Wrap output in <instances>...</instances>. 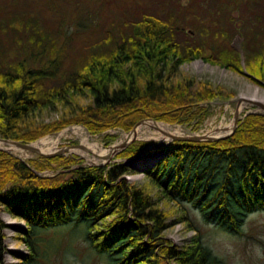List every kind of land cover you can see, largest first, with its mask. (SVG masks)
Instances as JSON below:
<instances>
[{
	"label": "trees",
	"instance_id": "1",
	"mask_svg": "<svg viewBox=\"0 0 264 264\" xmlns=\"http://www.w3.org/2000/svg\"><path fill=\"white\" fill-rule=\"evenodd\" d=\"M206 1L139 12L117 33L85 49L67 77L50 86L61 47L37 30L36 19L5 17L0 137L29 143L68 124H81L92 135L114 128L128 132L147 118L199 130L209 115L208 104H199L230 97L226 88L179 71L184 62L202 57L204 47L210 44L215 51L202 57L205 61L243 74L239 51L230 45L242 38L249 76L264 82V0H220L215 7ZM258 2L261 25L250 17ZM186 27L191 29L185 42L180 38ZM62 108L61 115L43 118ZM146 145L133 141L118 152L121 162L104 165H85L75 156L22 160L0 149V213L24 222L18 238L28 253L19 264H42L54 241L48 233L64 227L77 229L107 264H223L198 233L187 245H172L164 237L170 226L166 208H175L177 221L195 230L185 207L190 205L206 222L232 234L241 231L249 214L264 211V114H246L226 138L172 141L152 157L134 161ZM44 170L52 174L43 175ZM130 173L143 174V182L128 181ZM3 227L0 216V264H5ZM59 245L55 242L53 251Z\"/></svg>",
	"mask_w": 264,
	"mask_h": 264
},
{
	"label": "rangeland",
	"instance_id": "2",
	"mask_svg": "<svg viewBox=\"0 0 264 264\" xmlns=\"http://www.w3.org/2000/svg\"><path fill=\"white\" fill-rule=\"evenodd\" d=\"M162 1V2H161ZM205 0H196V4ZM220 0H207L209 5H216ZM177 3L183 6L191 3V0H0V26L5 20L4 18L12 14H20L29 17L32 21L36 19V27L38 31L50 36L56 43L57 47H61V63L56 69H52V76L47 79V84H58L67 77L71 68H75L76 60L81 59L85 49H89L94 44L99 43L111 33H117L129 21L137 18L139 12L150 13L151 10H158L161 13L177 8ZM257 3L255 12L250 17L259 25L262 24L260 19L263 18V9ZM180 7V6H179ZM215 7V6H213ZM205 9V8H203ZM213 10V9H212ZM171 11V12H172ZM259 17L257 18V15ZM232 17V16H231ZM31 22V26L33 25ZM264 32V25L260 26ZM190 27H186L180 39L188 41ZM195 36V34H192ZM198 36H195L196 39ZM199 38V37H198ZM200 39V38H199ZM230 45L239 51L240 61L243 74L223 67L221 63H210L202 57L214 56L215 51L212 45L204 47L202 57L191 59L184 62L179 71L196 78V80H208L214 87L222 86L229 91L228 98L215 97L208 102L200 103L199 105L208 104L209 115L205 118L203 124L197 131H190L184 127L185 125L165 123L157 121L168 126H180L187 133H208L214 131L219 126H228L232 123L235 113L237 100L242 92H247L252 88L264 90V82L258 83L252 80L249 76L245 64V56L242 51L243 40L236 36ZM16 47L11 46L10 50ZM19 49V48H18ZM51 71H49L50 73ZM251 113L257 112L263 114L261 109L251 106ZM64 108L58 111L45 114V120L52 119L62 114ZM248 110H243L237 114L240 119L245 116ZM238 119V120H239ZM71 127H78L80 131H84L90 137V140L96 141L100 146L108 148L116 143H121L127 133L121 129L114 128L103 131L99 134H90L88 130L81 124H68L61 128L58 132L50 133L42 136L34 141L47 136H56L63 133L56 144V148L62 146L80 145L78 136L71 132ZM143 133L136 136L134 141H146L147 145L143 152L139 154L142 159H147L157 154L160 149L168 147L171 143L170 139H155L154 137L147 138L146 136L156 135L155 129L152 127H144ZM214 135H217L213 132ZM113 136L109 139H103L104 136ZM133 142V141H132ZM77 151L83 152L84 149L72 147ZM53 150V151H54ZM9 153L21 158L22 160L36 158L39 155L27 151L9 150ZM86 153V152H85ZM118 153H114L109 158V162H121L122 159L117 157ZM64 158L68 156L78 157L82 164L91 165L104 162L102 158H95L91 154L82 155L79 152L69 150L61 155ZM138 156V157H139ZM136 158V157H134ZM133 158V159H134ZM135 161V160H134ZM43 175H51L48 170L42 172ZM128 181L142 183L144 178L141 173H130L125 176ZM188 211V217L192 224L196 227V231L189 228L184 221L178 220V212L175 208L167 207L169 212L168 222L170 226L164 232V237L170 240L175 245H183L190 241L197 233L201 237L204 245H206L214 255H216L223 264H264V211H255L249 214L241 227L238 234H232L224 231L212 223L206 222L201 213L190 205L185 204ZM3 216V215H2ZM10 224V229L6 230L7 239L6 246L8 252L4 255L5 264H19L21 257L28 251L24 242L18 238L20 231L17 228H23L24 222L15 218H4ZM14 225L15 228H13ZM179 230H177V229ZM192 229V230H190ZM195 232V234H194ZM48 235L53 236L54 241H50L47 246V258L42 261V264H107L100 256L89 248L88 244L83 240L80 232L71 227L58 228L50 231ZM60 241L59 248L55 251V242ZM52 251V252H51Z\"/></svg>",
	"mask_w": 264,
	"mask_h": 264
},
{
	"label": "bare ground",
	"instance_id": "3",
	"mask_svg": "<svg viewBox=\"0 0 264 264\" xmlns=\"http://www.w3.org/2000/svg\"><path fill=\"white\" fill-rule=\"evenodd\" d=\"M251 106H255L257 109H260V106H264V90H261V89L255 87V88H252V89L248 90L247 92H242L240 94V97L237 100L236 113L239 114L243 110H248V109H249V111L246 112V113L247 114L251 113L252 112V111H250L251 110L250 109ZM232 124H233V121L228 126H224V127L219 126V127H217L216 128L217 131L215 130V133L217 135H220L222 133L228 132V130L231 128ZM144 127H152V128L155 129L156 135H153V136L152 135H150V136L147 135L146 136L147 138L154 137L155 139H170L171 136H174V135L177 136V135L187 134V132L180 126L172 127V126H168V125H165V124H162V123H154V122L148 121L146 123H143V124H140V125L136 126V128L134 129L133 132H131L130 134H126L125 133V134H123V136H125V139L129 138V137L131 138V137H134V136L135 137L139 136V135H141L143 133L142 129ZM70 129H71L72 133H74V134H76L78 136V138L80 140V145L82 147H84V151L80 152V151H77L76 149H70V150H72L74 152H79L82 155H86V154L89 153L95 158H98V157L99 158H101V157L102 158H106V157L111 156L113 154L114 150L112 149V147L118 145V143H116V144H114V145H112V146H110L108 148H104V147L100 146L96 141L90 140L89 135L87 133H85L84 131H80V129L78 127H71ZM62 134L63 133L58 134L55 137L54 136H47V137L41 138V139L33 142L31 145H32L33 148H35L36 150L41 151V152L53 151L54 148H56V144L58 143L59 137ZM10 140H12V139H10ZM0 147L6 148V149H9V150L18 151V152L25 151L23 149L15 147L11 142H2V141H0ZM134 160L141 161L143 159H142V156H140V157H138V159H134ZM132 162H134V161L132 160ZM0 216H1L2 221L4 222V227L2 228V233H3V236H4L5 247H6L5 253H7L8 249H7V246H6V239H7L6 230L10 229V224L7 221H4V218H6V217L10 218L11 216H9L7 213H5L3 211L0 213ZM11 226H13V228L16 229V227H14V225H11ZM21 229H22L21 227L17 228L18 231H20ZM177 230H179V229H177ZM190 230H192V229H190ZM194 234H195V232H194ZM192 238H194V237H192ZM192 238L190 239V241L185 242L183 245H187L188 243H190ZM171 244L174 245V246H177V247H182L183 246V245H175L172 242H171ZM5 253H4V255H5ZM27 253H28V251L25 254H27Z\"/></svg>",
	"mask_w": 264,
	"mask_h": 264
},
{
	"label": "water",
	"instance_id": "4",
	"mask_svg": "<svg viewBox=\"0 0 264 264\" xmlns=\"http://www.w3.org/2000/svg\"><path fill=\"white\" fill-rule=\"evenodd\" d=\"M260 109L263 111V114H264V106H260ZM238 116H237V113H235V116H234V119H233V124L231 126V128L228 130V132L226 133H222L220 135H214L213 132H215V130L217 131V129H215L214 131H211V132H208V133H193V132H188L187 134H184V135H174V136H171L170 140L171 141H189V142H201V141H205V142H210V141H217L219 139H223V138H226L228 137L229 135H231L234 130L236 129L237 127V124H238ZM148 121H151V122H154V123H157V121L153 120V119H142V120H139L133 127L130 131H128L126 134H130L131 132L134 131V129L136 128V126L140 125V124H143V123H146ZM136 139V137H129V138H126L124 141H122L121 143H119L118 145L112 147V149L114 150L113 154L114 153H118L120 152L121 150H123L124 148H126L132 141H134ZM0 141L2 142H11L15 147L17 148H20V149H23L27 152H30V153H34L36 155H39V156H43V157H54V156H58V155H61L67 151H69L72 147H77V148H80V149H84V147H82L81 145H75V146H62V147H58L57 149H55L54 151H50V152H41V151H38L36 150L35 148L32 147V142H29V143H23V142H20V141H15V140H10V139H4V138H1L0 137ZM1 150H4L6 152L9 151V149H6V148H2L0 147ZM112 154V155H113ZM111 156H108L106 158H102V160L104 162L102 163H99V164H91V165H104V164H107V162H109V158ZM139 162V161H138ZM126 163L127 164H131L132 162L129 161V160H126ZM140 169V168H139Z\"/></svg>",
	"mask_w": 264,
	"mask_h": 264
}]
</instances>
